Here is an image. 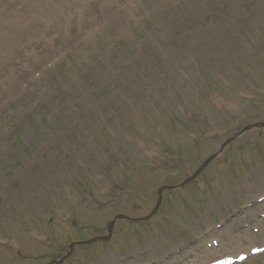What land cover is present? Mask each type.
Instances as JSON below:
<instances>
[{"label":"rangeland","instance_id":"374dc122","mask_svg":"<svg viewBox=\"0 0 264 264\" xmlns=\"http://www.w3.org/2000/svg\"><path fill=\"white\" fill-rule=\"evenodd\" d=\"M244 52L264 60V0H0V264H49L147 215L264 121V65ZM240 252L264 264V129L62 264Z\"/></svg>","mask_w":264,"mask_h":264},{"label":"water","instance_id":"95a60500","mask_svg":"<svg viewBox=\"0 0 264 264\" xmlns=\"http://www.w3.org/2000/svg\"><path fill=\"white\" fill-rule=\"evenodd\" d=\"M255 127H264V123H258V124H251V125H248L244 128L243 132L244 131H247L249 129H252V128H255ZM235 137H232L230 139L227 140V142H225L223 145H222V148H224L226 146L227 143H229L230 141H232ZM218 154H213L212 156H210L208 159H206L202 165L200 166V168L198 170H196L193 174H191L183 183H181L179 186H171V185H165V186H161L158 190L159 192V196H158V202H157V205L155 206V208L153 209V211L145 216V217H141V218H133V220H147L149 219L156 211L157 209L159 208L160 204H161V201H162V197H161V193L164 189H171V190H174V189H178L180 187H183L185 186L187 183H189L192 179H194L199 173L200 171L213 159L217 156ZM118 219H128V220H131L132 218H129L128 216L126 215H123V214H120L118 216H116V218L112 221H110L107 225V230H108V234L104 235V236H96V237H93V238H90V239H87L85 241H81V242H74L70 245L71 249L74 247V245L76 244H86V243H90V242H94V241H108L113 233V228H114V225L116 223V221ZM65 257L61 258L60 260H55V262L57 263H61L63 261Z\"/></svg>","mask_w":264,"mask_h":264},{"label":"trees","instance_id":"16d2710c","mask_svg":"<svg viewBox=\"0 0 264 264\" xmlns=\"http://www.w3.org/2000/svg\"><path fill=\"white\" fill-rule=\"evenodd\" d=\"M246 58V62H247V64H249V63H251V58H248V57H245ZM95 80H98V79H96V77L94 78Z\"/></svg>","mask_w":264,"mask_h":264},{"label":"bare ground","instance_id":"6f19581e","mask_svg":"<svg viewBox=\"0 0 264 264\" xmlns=\"http://www.w3.org/2000/svg\"><path fill=\"white\" fill-rule=\"evenodd\" d=\"M200 261H202V258H200Z\"/></svg>","mask_w":264,"mask_h":264}]
</instances>
